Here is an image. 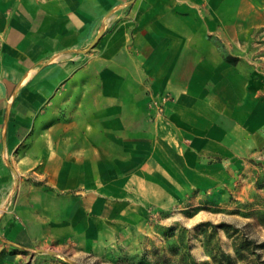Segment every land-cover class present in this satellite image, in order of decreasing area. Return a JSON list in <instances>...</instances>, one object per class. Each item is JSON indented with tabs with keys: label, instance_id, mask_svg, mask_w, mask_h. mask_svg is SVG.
Listing matches in <instances>:
<instances>
[{
	"label": "crops",
	"instance_id": "obj_1",
	"mask_svg": "<svg viewBox=\"0 0 264 264\" xmlns=\"http://www.w3.org/2000/svg\"><path fill=\"white\" fill-rule=\"evenodd\" d=\"M52 134L86 236L194 190L243 193L264 163V0H0V184ZM17 231L4 213L0 237Z\"/></svg>",
	"mask_w": 264,
	"mask_h": 264
},
{
	"label": "rangeland",
	"instance_id": "obj_2",
	"mask_svg": "<svg viewBox=\"0 0 264 264\" xmlns=\"http://www.w3.org/2000/svg\"><path fill=\"white\" fill-rule=\"evenodd\" d=\"M66 115L64 109L51 110V116ZM52 126L58 133L59 125ZM35 142L29 154L11 157L19 168L17 182L6 169L10 182L0 184V218L6 213L18 223L14 237H0V264H72L63 257L75 264H264L261 161H252L250 186L241 194L235 184L222 190L225 196L194 190L175 203H148L138 217L105 220L86 236L70 228L62 212L64 191L52 169L58 156L48 155L57 153L58 135ZM244 236L256 241L260 258L238 257Z\"/></svg>",
	"mask_w": 264,
	"mask_h": 264
},
{
	"label": "trees",
	"instance_id": "obj_3",
	"mask_svg": "<svg viewBox=\"0 0 264 264\" xmlns=\"http://www.w3.org/2000/svg\"><path fill=\"white\" fill-rule=\"evenodd\" d=\"M225 226H228V224L226 223H222ZM239 250H237L238 252V257L242 258V259H247V258H260V252L258 251V244L256 243V241L252 238H249L247 236H244L241 242ZM242 250V251H240ZM245 252V253H243ZM218 264L220 263V261H217ZM255 264H260V263H255Z\"/></svg>",
	"mask_w": 264,
	"mask_h": 264
},
{
	"label": "water",
	"instance_id": "obj_4",
	"mask_svg": "<svg viewBox=\"0 0 264 264\" xmlns=\"http://www.w3.org/2000/svg\"><path fill=\"white\" fill-rule=\"evenodd\" d=\"M95 42H96V39L90 44L89 48L92 47L95 44ZM63 259L66 260V261H68L69 263L75 264L71 259H69L67 257H63Z\"/></svg>",
	"mask_w": 264,
	"mask_h": 264
},
{
	"label": "built area",
	"instance_id": "obj_5",
	"mask_svg": "<svg viewBox=\"0 0 264 264\" xmlns=\"http://www.w3.org/2000/svg\"><path fill=\"white\" fill-rule=\"evenodd\" d=\"M156 108H157L158 111H161V110H162V104L159 103V104L156 106Z\"/></svg>",
	"mask_w": 264,
	"mask_h": 264
}]
</instances>
